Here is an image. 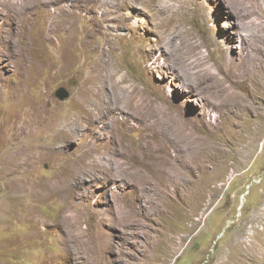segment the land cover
Returning a JSON list of instances; mask_svg holds the SVG:
<instances>
[{"label": "rangeland", "instance_id": "374dc122", "mask_svg": "<svg viewBox=\"0 0 264 264\" xmlns=\"http://www.w3.org/2000/svg\"><path fill=\"white\" fill-rule=\"evenodd\" d=\"M0 264H264V0H0Z\"/></svg>", "mask_w": 264, "mask_h": 264}, {"label": "water", "instance_id": "95a60500", "mask_svg": "<svg viewBox=\"0 0 264 264\" xmlns=\"http://www.w3.org/2000/svg\"><path fill=\"white\" fill-rule=\"evenodd\" d=\"M56 94L60 99H64L68 97L69 92L65 87L62 86L56 91Z\"/></svg>", "mask_w": 264, "mask_h": 264}, {"label": "bare ground", "instance_id": "6f19581e", "mask_svg": "<svg viewBox=\"0 0 264 264\" xmlns=\"http://www.w3.org/2000/svg\"><path fill=\"white\" fill-rule=\"evenodd\" d=\"M52 1H53V0H45L46 3H49V2H52ZM10 2L13 3L14 0H10ZM10 6H12V4H10ZM119 81H120V80H119ZM117 84H118V83H117ZM92 93H93V92H92ZM90 95H91V94H90ZM88 98H89V96H88ZM90 99H91V98H90ZM86 102H87V100H86ZM90 102H91V101H90ZM91 103H92V102H91ZM99 105H100V104H99ZM95 106H96V107H94L93 109L98 110V109H99L98 106H97V105H95ZM116 149H117V148H116ZM86 160H87V159H84L83 162H82V164H85V163H86ZM74 172H75V175H76V173H77V169H76V167H75V171H74ZM242 227H243V226H242Z\"/></svg>", "mask_w": 264, "mask_h": 264}]
</instances>
